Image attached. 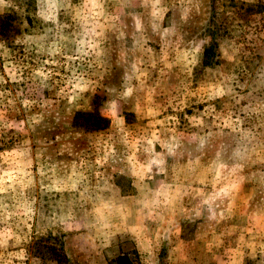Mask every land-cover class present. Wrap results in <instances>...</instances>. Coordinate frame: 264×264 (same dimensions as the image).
Here are the masks:
<instances>
[{"label": "rangeland", "instance_id": "rangeland-1", "mask_svg": "<svg viewBox=\"0 0 264 264\" xmlns=\"http://www.w3.org/2000/svg\"><path fill=\"white\" fill-rule=\"evenodd\" d=\"M12 11L0 264H264V0H0Z\"/></svg>", "mask_w": 264, "mask_h": 264}, {"label": "trees", "instance_id": "trees-1", "mask_svg": "<svg viewBox=\"0 0 264 264\" xmlns=\"http://www.w3.org/2000/svg\"><path fill=\"white\" fill-rule=\"evenodd\" d=\"M16 13L12 11L10 13L0 15V40L4 42L9 41L10 37L19 33L20 29L16 26ZM28 23L32 22L31 17H27ZM216 43L211 42L206 47H204L203 55L204 64L211 65V59L213 58L215 52V45ZM82 120V121H81ZM81 121V122H80ZM73 123L76 126L83 127L86 131L92 130H101L106 128L109 125V119L100 115L98 112H88V111H77L74 113L73 116ZM112 262L116 264H133L132 260L126 255L121 254L117 256ZM68 264H72L68 261Z\"/></svg>", "mask_w": 264, "mask_h": 264}]
</instances>
